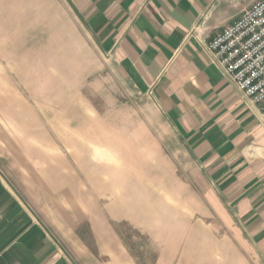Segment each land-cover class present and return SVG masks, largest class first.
<instances>
[{"label": "rangeland", "instance_id": "rangeland-1", "mask_svg": "<svg viewBox=\"0 0 264 264\" xmlns=\"http://www.w3.org/2000/svg\"><path fill=\"white\" fill-rule=\"evenodd\" d=\"M181 152L165 118L116 73L63 0H0V170L65 249L89 245L90 231L77 226L66 241L61 207L73 204L79 219L90 200L109 220L121 216L114 226L124 264H201L188 241L218 243L225 231L213 227ZM160 200L178 207L186 226L171 247L146 219ZM93 244L87 250L98 254ZM234 246L221 241L215 263L251 264L229 253Z\"/></svg>", "mask_w": 264, "mask_h": 264}, {"label": "crops", "instance_id": "crops-1", "mask_svg": "<svg viewBox=\"0 0 264 264\" xmlns=\"http://www.w3.org/2000/svg\"><path fill=\"white\" fill-rule=\"evenodd\" d=\"M63 1L116 73L151 102L179 140L180 165L211 209L213 227L225 231L222 239L220 231L214 236L218 243L188 241L198 246L194 256L201 264H217L213 255L221 254V241L227 240L235 245L231 255L240 252L251 264H264V103L242 97L207 51L210 39L257 0ZM86 203L90 215L79 219L73 204L60 208L68 215L59 227L66 241L77 226L90 231L89 245L70 253L52 223L0 170V264H124L129 254L114 226L121 216L111 221L90 200ZM145 213L166 246L184 236L178 207L160 200ZM93 242L98 254L87 250Z\"/></svg>", "mask_w": 264, "mask_h": 264}, {"label": "built area", "instance_id": "built-area-1", "mask_svg": "<svg viewBox=\"0 0 264 264\" xmlns=\"http://www.w3.org/2000/svg\"><path fill=\"white\" fill-rule=\"evenodd\" d=\"M207 51L242 97L264 103V0L215 34Z\"/></svg>", "mask_w": 264, "mask_h": 264}]
</instances>
